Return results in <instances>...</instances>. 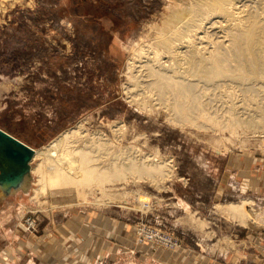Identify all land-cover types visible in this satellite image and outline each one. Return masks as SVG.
Segmentation results:
<instances>
[{
    "label": "rangeland",
    "instance_id": "obj_1",
    "mask_svg": "<svg viewBox=\"0 0 264 264\" xmlns=\"http://www.w3.org/2000/svg\"><path fill=\"white\" fill-rule=\"evenodd\" d=\"M197 1L0 0V128L39 149L82 125L70 145L79 149L85 142L94 159L102 153L100 165L116 159L118 167L123 162L120 173L126 172L106 183L104 191L85 186L81 194L66 187L38 190L36 197L38 177L32 172L26 193L0 200V264H264V223L243 222L227 209L243 199L252 200L256 211L264 209V126L252 129L249 123L264 111V87L255 96L232 81L201 88L203 111L209 110L212 123L205 114L196 117L198 124L197 119L174 120L173 111L156 100L143 107L135 94L141 91L132 88L135 53L157 46L164 36L160 27L171 14L180 20L170 24H180L192 16ZM259 13L261 20L255 19L264 34ZM224 32H211L205 40L224 39ZM236 106L248 114L240 116L235 131L226 114L240 115ZM99 135L107 143L95 150L91 143ZM39 162L34 158L32 167ZM151 163L162 170L145 172ZM137 166L142 173L134 170ZM91 213L115 221L125 234L120 239L102 235L110 244L98 252L84 248L80 236ZM73 229L76 236L69 234ZM147 230L171 236L176 246L142 241Z\"/></svg>",
    "mask_w": 264,
    "mask_h": 264
},
{
    "label": "bare ground",
    "instance_id": "obj_2",
    "mask_svg": "<svg viewBox=\"0 0 264 264\" xmlns=\"http://www.w3.org/2000/svg\"><path fill=\"white\" fill-rule=\"evenodd\" d=\"M259 11L263 12L264 14V0H198L193 4V7L190 8V13H191L190 15L192 16L188 17L184 22L181 20L182 23L180 24L178 23L170 24V21L180 20L179 15L176 12L175 13L173 12L170 16V20L165 22L163 27H160L159 34H161V36L162 35L164 36L162 37V40L159 41L157 46L151 44H150L151 46H149L148 44L149 48L144 49L146 47L143 46L144 48H141L140 50L138 49L139 52L137 50L138 53H135L136 57L138 56V60H137L138 64L134 65V67L133 66L131 67V68H135V67L136 68L134 69L135 72H133L130 77L132 78V82H133L132 85H134L132 88L137 87L138 90L141 91V93L135 92V94L137 96L139 94L140 99L143 101L142 103H144L143 107L146 106L145 102L147 100L150 102L156 100L155 102H157L159 105L166 108V110H170V114L172 113L171 111H173V114L170 116L171 117L173 116V119L175 116L176 118L174 120H178L180 122H184V121L194 122V120L197 119L196 117H206L204 115L207 112H209V110L206 113L205 111H203V107H202L203 102L201 100L202 94L200 95V92L202 90L201 88L205 89L208 87L207 90L209 91V87L212 88V87L220 86L222 84L224 85L225 81L235 82L236 84H238L237 87L241 86L251 95L255 94L256 89L258 90L260 88H263L264 87V34L262 33V30H260L262 29L259 26L261 24L258 25L255 19V16L256 17L260 16L258 15L260 14ZM223 30L225 31L224 39L219 38L220 40L218 41L214 40L213 43L205 40L206 38L208 39V36L211 35L210 34L211 32L212 35L213 34L217 35L216 33H219L220 31ZM216 37L217 36H215V38ZM131 70L133 71V69ZM226 87L227 86L224 87L225 91H226ZM231 88L233 87L230 86V89ZM218 90H220V88H218ZM231 90L227 92L231 93ZM243 92L244 91H242V93ZM129 93L131 94L130 96L134 95V93H132V90H130ZM217 94L220 95L219 93ZM232 95L234 94L232 93ZM251 95H249V97ZM257 95L259 97L258 100H260L261 96H259V93ZM208 97L210 96L208 95ZM220 99L218 98V100ZM241 99L243 98L241 97ZM250 100L252 99H249V101ZM230 103L227 104L229 105ZM250 105L252 106V104ZM237 106L240 109L241 105H237ZM244 106L246 105H243L242 108H244ZM227 109L229 108H225V110ZM244 109L240 111L237 109L240 115L236 114L235 111L231 112L228 110L230 112V113L228 112L229 114H226V118L227 115H229L228 121L226 120L227 122L226 123L224 119L223 122H225L227 125L229 122V125L231 127L230 130L235 129L236 131V127L234 128V126L236 125L240 129L241 125L239 127L238 122H240L243 118L240 116L241 115L244 116V114L247 113ZM262 110L264 109L262 108ZM263 112L261 111L259 112L257 120L256 119L254 120V118L251 119V121L249 120L251 128L255 124L259 125V127L264 126ZM250 114L252 115V113ZM220 115L222 114L220 113ZM247 116H249L250 119V115ZM211 117L212 116L209 115L207 119L210 120ZM213 117H215V114ZM217 118L220 119V116ZM221 118H225V117L221 116ZM209 122L212 123L211 120ZM218 122L220 123V120ZM197 124H198V119H197ZM215 126L216 128H218L216 124ZM242 127H246V126L244 125ZM247 127H249V124ZM223 128H221L220 131ZM225 129H227L226 126ZM252 129L255 128L253 127ZM82 131H83L82 125H77L74 128L64 130L55 138H53L48 144L42 146V148L36 149L32 147L34 149V155L31 159L30 172L31 174L32 172L36 173L38 177L37 183L39 185L38 188L34 189V197H36L38 190L42 192L47 189H57V188H66V187H75V189L81 194L85 186H90V187L95 186L97 188H101L102 191L103 190L102 188H104V185L106 183L108 184V182L110 183V182H114V180H118V177L120 175H122L120 177L123 178V175L126 172L125 173L121 172L122 173L121 174L119 168L120 166L122 168L123 162L119 163L120 164L119 167L116 164V159L113 160V162H111L109 165L105 163V165L107 166L100 165V163L97 162V158L101 156L102 153L100 154L98 153L99 156L94 159L92 155L93 154L92 152L94 150L91 149L90 145L89 147H87L85 142H83L84 147H81L79 149H77V147H73V144L70 145L72 143L71 138L72 137L75 138L76 135H81ZM97 138L99 139H94L92 140L93 142L91 143L97 148L95 150H99L102 146H104V144L107 143V142L104 143V141H102V139L104 138H102L101 135H99V137ZM90 142L91 140L88 142V144ZM91 150L93 151L91 152ZM113 155L114 154H112V156ZM34 158H40V162L37 164V166L32 167V161L34 160ZM129 160L131 161L132 159ZM140 163L146 166V164H144V162H141V160ZM153 163H151V165L148 164V166L150 165L149 167L150 170H147L146 168L147 166L146 167L143 166V168L147 170L145 172L152 171L153 168L156 169V171L162 170L161 164L158 165L157 163L156 164ZM137 167H133L134 170L136 169L141 170L137 172L142 173V169H141L142 166L141 168L140 167L137 168ZM129 168L131 169V166L128 167V169ZM128 169H126V171ZM123 170L124 169H122V171ZM131 172L134 171L132 170ZM160 173L162 174V172ZM149 174L152 173L149 172ZM140 198L142 200L148 199L146 195H140ZM251 205H252V200L243 199L241 202L237 204L230 203L229 205H227V209L230 210L231 214L239 217L243 222L246 218H250L252 219V221L254 220L257 223L258 222L264 223V209L256 211L252 208Z\"/></svg>",
    "mask_w": 264,
    "mask_h": 264
},
{
    "label": "water",
    "instance_id": "obj_3",
    "mask_svg": "<svg viewBox=\"0 0 264 264\" xmlns=\"http://www.w3.org/2000/svg\"><path fill=\"white\" fill-rule=\"evenodd\" d=\"M33 155L31 146L0 128V200L28 191Z\"/></svg>",
    "mask_w": 264,
    "mask_h": 264
},
{
    "label": "crops",
    "instance_id": "obj_4",
    "mask_svg": "<svg viewBox=\"0 0 264 264\" xmlns=\"http://www.w3.org/2000/svg\"><path fill=\"white\" fill-rule=\"evenodd\" d=\"M243 166H242V170L244 169ZM262 172H264V168H263ZM255 177L257 178L258 175L256 174ZM85 221H86L84 224V225H86L85 229H82L84 231L85 235L82 234V236H80L82 239H85L84 240L85 242L83 243L84 248L87 246L88 247L94 246L95 248L97 247V250H96L97 252L99 251V248H101L103 246L105 247L109 243L102 237V235L103 236L112 235L113 237L120 239L122 234H125V231H126V229L123 226L116 224L115 221L113 223L109 220L107 221L106 217L103 214H99V213H97V214L91 213L90 215L86 216ZM89 226H91V227H89ZM72 227H73V225H72ZM66 231L68 233L67 229H66ZM76 232H77V229H75V230L73 229V230H71V232L69 231V234L71 233V235L74 234L76 236ZM67 233H65L63 235H65V237H69ZM78 245H79V243H78ZM79 246H81V245H79ZM94 247H92V248H94ZM82 250H84V249H82Z\"/></svg>",
    "mask_w": 264,
    "mask_h": 264
},
{
    "label": "built area",
    "instance_id": "obj_5",
    "mask_svg": "<svg viewBox=\"0 0 264 264\" xmlns=\"http://www.w3.org/2000/svg\"><path fill=\"white\" fill-rule=\"evenodd\" d=\"M142 237V241L148 243H158L171 247H174L177 244L172 240L173 238L171 236L161 235L157 231L147 230L143 233Z\"/></svg>",
    "mask_w": 264,
    "mask_h": 264
}]
</instances>
